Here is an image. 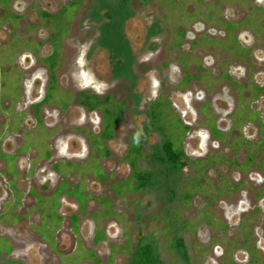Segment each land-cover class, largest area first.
Wrapping results in <instances>:
<instances>
[{
	"label": "rangeland",
	"instance_id": "1",
	"mask_svg": "<svg viewBox=\"0 0 264 264\" xmlns=\"http://www.w3.org/2000/svg\"><path fill=\"white\" fill-rule=\"evenodd\" d=\"M70 1L13 0L11 6L20 16L14 31L18 33V37L24 36L25 41H31L27 43L22 39L14 49L4 47L12 38L11 24L0 26V71L5 68L8 72L6 85L0 86V186L3 188V190L0 188V211L3 207L11 205V203L4 205V202L9 199L11 193L5 183L12 177L15 178L24 196V203L18 208V211L24 214V218L18 223L16 221V225H12L7 217L0 220V237L8 238L14 246V251L9 255L6 252L1 253L0 264L5 261H7L5 264H23L21 260L29 259V252L25 251V248L31 243L39 247V255L43 256L39 264H109L110 259L113 260V264H131L138 245L150 238L156 241L154 255L158 264H228V257L240 264H248L246 245L241 244L244 232L250 233V246L255 245L259 255L264 258V173L256 165L242 168L216 160L215 162L219 163L218 171L212 167L205 173L211 185L213 187L218 185L221 172L232 182L243 183L242 187L228 198L221 197L216 201H210V197L204 192H196L187 204L181 205L180 202V193L183 191L181 184L189 182L196 174V168L191 164L192 160L203 159L209 152L218 154L222 152L228 160L233 156L234 145L231 142L230 144L222 142L209 134L210 128L202 110L205 98L210 103L216 96L222 98L218 100L217 109L226 108L225 101L230 102L233 107H236L234 104L238 105L244 101L253 109L260 110L264 121V90L258 98H254L255 93L251 87L239 90L230 82H222L207 92L206 86L195 80L183 87L178 86L180 88L178 89L177 84L182 78V73H177L172 64L177 52L170 54L167 52V43L170 39L167 28L169 23L166 25L162 22L164 33L158 48L153 50L149 46L147 28L155 19L161 20L167 11L156 1L145 4L141 0H84L83 6L76 11L71 20L68 33L61 42L60 61L56 69L58 85L75 94L82 89L100 93L101 96L110 94L117 100H127L128 107L123 120L116 128L115 139L107 142L113 150V155L100 161L107 170L106 176L101 180L97 179L92 174L94 166L84 172L76 170L67 172L66 179L69 184L80 182L84 190L90 193L83 211L75 198L61 196L59 212L64 217L61 226L63 229L57 227L54 235L59 239V247L71 252L70 256L75 262L67 263L64 261L65 256L62 257L55 252V245H52L54 235L50 238L47 235V238L30 229V224L39 223L40 217L36 210H32L33 198L28 193V185L39 183L41 180L38 175L35 179L34 176L29 177L25 173L29 165L36 170L42 166L39 160L34 159L37 147H50L58 159L60 153L84 156L88 148L85 134L76 135L80 131L79 127L96 133L100 126L98 113H86L76 101H73L70 109L60 114L57 107L44 105L39 116L52 131H43L38 137L34 131L35 120L29 101L37 99L38 90L48 81L47 66L40 58L48 56L52 51L50 20L42 19L39 10L55 13ZM163 1L169 3L171 9L168 11L177 18L193 13L218 15L219 9L223 18L237 21L248 11V6H243L237 1L230 3L224 1L220 8L213 0ZM261 1L258 3L257 0H250L249 3L264 5V0ZM187 7L195 10L188 13L185 11ZM251 21L255 23L257 19L252 18ZM190 23L192 24L188 25V29L191 35L184 42L185 50L191 48V38L199 33L197 22ZM261 24L264 26V18ZM214 29V33L220 35V28ZM236 33L240 35L243 45L251 46L250 65L227 59L226 53L219 49H196L194 55L205 65H212L216 75H220V63L226 61L224 67H229L235 81L244 83L250 73L248 80L251 78L264 85V29L259 33L252 30L248 33L244 31ZM250 38L252 39L249 40ZM35 43H38L36 53L32 51ZM130 46L141 60L140 64H136V70L133 69L134 59L126 53ZM114 47L118 49L113 52ZM116 58L119 59L124 76L117 80L114 79ZM166 62L172 64V68L167 69L163 65ZM134 71L138 78L134 76ZM191 72L197 73L198 68L192 65ZM59 92L58 89L54 91L56 94ZM161 93L172 98L186 122L193 123L192 134L187 135L185 140L186 156L175 174L168 171V164L159 157L162 137L151 128L147 113L150 100ZM26 94L30 96L27 97ZM241 95L243 100L240 98ZM62 99L66 101L68 98ZM6 106L8 109L5 111L3 107ZM121 107L124 106H115V110ZM14 110L23 112L25 118L23 125L16 118ZM206 111L208 112V109ZM221 115V112L215 113L213 117L218 120ZM225 125V122L218 121L219 128H224ZM133 131H141L146 137L147 157L141 160L140 166L151 173V181L142 190L126 189L124 194L119 195L115 192V183L131 175V169L124 161L123 155L130 133ZM231 132L237 135L242 132L248 140L256 141L259 138L264 140V130L261 131L258 125L252 122L242 124ZM34 141L39 144H33ZM25 142L30 146L28 150L23 151L19 148ZM16 152H19L17 159L19 174L11 176L4 171L6 159L2 155ZM246 154L247 149L241 148L234 156L239 163H243ZM39 190L44 194L50 192L46 189L44 191L40 186ZM101 196L109 200V207L98 201V197ZM206 203L208 207L204 210ZM73 214L79 220L76 233H70L72 223L69 217ZM188 220L189 225L182 226ZM222 223L226 224L227 228H222ZM239 224L244 225L243 228L238 226ZM26 228H29L30 236L24 233ZM97 229H100L104 236L95 242ZM172 236L182 239L184 251L169 247V237ZM2 247L0 243V249ZM88 249H93V256L83 258ZM26 263L38 264L30 260Z\"/></svg>",
	"mask_w": 264,
	"mask_h": 264
},
{
	"label": "flooded vegetation",
	"instance_id": "2",
	"mask_svg": "<svg viewBox=\"0 0 264 264\" xmlns=\"http://www.w3.org/2000/svg\"><path fill=\"white\" fill-rule=\"evenodd\" d=\"M13 1V0H12ZM11 1V3H12ZM156 0H150L148 2H145V4L147 3H151L154 2ZM216 2L217 7L220 8L221 5H223L224 1L225 2H235L237 1V3L241 4L243 6H248V11L247 14L240 18V20H230V19H226L222 17V13L219 11L218 9V15L214 14V15H202V14H195L193 13V11L195 9H189L188 7L185 8V11H188V13H193V14H188L184 17H182V15L177 18L174 15H171V12L168 11L171 9V7H168L169 3H165V5H161L165 8V10H167L165 12V14L163 15L162 19H155L153 23H151L149 25V27L147 28V35L149 37V46L151 49L155 50L158 48V46L160 45V40H161V36L164 33V29L162 26V22L166 23L167 28L169 30V40H168V45H167V52L170 54L171 52H177L176 56L173 58V63L175 66V70L177 73L181 72L182 73V78L181 80L178 82L177 87L181 86L183 87L184 85H187L189 82L192 81H201V83L203 85H205V89L207 92L211 91L213 89V87L219 83L222 82H230L232 84L235 85V87H237L239 90L240 89H244L247 87H251L252 90L254 91L255 95L254 98H258L260 96L261 91L264 90V85L258 84L255 80L253 79H249L250 73H248L247 77H246V81L243 83L237 82L233 79V77L231 76V72L229 67H224V63L222 62L220 63L221 66H219V71H220V75H216V71L212 69V65L208 64L205 65L204 63H202L200 60H198V57H196L194 55V52L196 51V49H203V48H211L213 50H222L223 52L226 53L227 55V59H231V60H238V61H242L245 62L247 65L249 64L250 61V56H251V46H245L241 43L240 41V35H238L236 32L237 31H244V33H248L249 30H252L254 33H259L260 31H263L264 26L261 24V20L262 18H264V5H256V4H250L249 1L250 0H213ZM158 2V1H156ZM257 2H262L261 0H257ZM10 3V7L13 10V12L15 13L14 9L12 8ZM144 3V2H142ZM159 3V2H158ZM160 4V3H159ZM184 11V10H183ZM49 13V12H48ZM0 14H2V12H0ZM16 14V13H15ZM18 15V14H17ZM167 15V17H166ZM19 16V15H18ZM172 16V18H171ZM256 18L257 22L253 23L251 21L252 18ZM20 18V16H19ZM172 19V20H171ZM195 23V21L197 22V27L199 33L198 35L193 38H191V48L189 50H185L184 49V42L186 39L189 38V36L191 35L188 29V25L192 24L190 22ZM199 22V24H198ZM6 23H10V22H2V24H0V26L6 24ZM51 23V22H50ZM11 24V28L13 30L12 33V38L11 41L7 44L4 45V47H8V48H15L16 45L20 44V41L22 39H24L25 41V37L24 36H20L18 37V33L14 31V28L16 27V25ZM104 25V24H103ZM211 27H208V26ZM229 26L230 28H232V26H234L233 30H230V28L226 27ZM220 28L221 32L220 35L214 33L215 29L214 28ZM15 34L17 35V38H15ZM51 37V34H50ZM21 38V39H20ZM252 38H250L249 40H251ZM26 42V41H25ZM28 43H30V40H27ZM51 43V41H50ZM37 44H34V47L32 48V51L34 53L37 52ZM52 45V44H51ZM105 49H107V47L103 46ZM61 48V47H60ZM114 49V51H117V47L112 48ZM111 50V49H109ZM54 51V47L52 45V51L51 53L43 58H40V61H42V59L49 57ZM61 52V51H60ZM126 53H129L130 56L134 59L133 62V69L136 70L135 66L136 64H140L141 60L138 59V56L136 54H134V50L133 48L130 46V50H128ZM60 57V53L58 56V61ZM113 58V57H112ZM117 60V61H116ZM116 61V68H115V80L119 79V78H124V76H122V71L121 68L122 66L119 64V59H114V62ZM43 62V61H42ZM44 63V62H43ZM45 64V63H44ZM172 64H170L169 62L164 63L163 65L167 68L170 69L172 68ZM46 65V64H45ZM195 65L198 68V72L193 74L191 72V66ZM250 65V64H249ZM47 66V65H46ZM48 69V66H47ZM56 69L55 68V74H56ZM19 71V70H18ZM20 72V71H19ZM8 75L7 70L1 69L0 71V83L2 81V84H0V86L2 85H6V76ZM134 76L136 78H138V76L136 75L135 71H134ZM48 77H49V69H48ZM56 79H57V74H56ZM58 80V79H57ZM98 80L101 81L100 78H98ZM105 84H107L106 82H104ZM1 86V87H2ZM48 86H49V78L48 81L46 83V85H44V87H42V89L38 90L37 92V99L29 101V107L30 109H33V113L32 116L35 120V127H34V131L36 132V137H38L40 135L41 132H46L48 131H52L50 129L47 128V126L43 123V121L41 120L40 116H39V112L42 109V107L44 105H53L55 107H57V109L59 110V114L64 112L66 113L70 107H71V103L73 101H76L80 107L83 109V111H85L86 113H90V112H96L99 114L100 117V121H99V130L98 132H93L92 130H87L85 128H81L79 127V132L76 133L77 136H82V133L85 134V142L88 148L87 153H84L85 151H83L84 156H77V155H65L63 153H60V159H58V157H55V155L53 154L52 150L50 149V147H46V146H41L40 148H38L36 157L34 158L35 161L39 160L41 163V168L39 170H36L33 168L32 165H29L27 168V172L25 173L26 175L28 174L29 177L34 176L35 179H37V175L40 178V182L35 183L34 184H29L28 185V193L32 196L33 198V207L32 210H36L39 213V219L40 222L39 223H35V224H30L32 230L36 231L37 233H41L42 235H44V237L46 236L48 238L47 235H49V238L52 237V235H54V231L56 230L57 227H61L63 225V220L64 217L60 214L59 212V208L61 205V196H71L73 198H75L78 202L79 208L82 209V211L85 208V205L88 201V199L90 198V193L86 192L84 190V186L82 183L78 182L77 184H69V182L67 181L68 179H66L67 177V172L68 171H81L84 172V170H86L87 168L92 169L93 166L97 167L101 170V176H96L95 175V170L96 168H94L95 170L92 169L93 171V175L97 178V179H103L106 174H107V170L102 166V164L100 163L101 159H107L109 157H111L113 155V150L110 149L109 145H107V142L115 139V135H116V128L118 126V124L123 120L125 113H126V109L128 107V101L125 99H120L117 100L115 99L112 95L110 94H106V95H99L100 93L97 92H93V91H88L89 89H82L80 91H78L76 94L69 91V90H65L62 89L59 85H58V81H57V86L59 87V89L61 91H63L64 93H66L65 95L69 96L68 99H66L64 105H59L55 102H46V96L48 93ZM0 87V88H1ZM178 89H180L178 87ZM10 92V91H9ZM85 93L88 95H93L95 97H97L100 100H104L106 97L110 96L113 98V100L115 101H125V105H124V111H123V117L121 119H119L113 126V132H112V136L108 139H102L101 140V144L108 150V155L106 156H100L99 152L94 151V149L90 144V135H92L93 137H98L102 131H103V115L101 113V111L99 109H94V110H88L84 105H82L79 102V95ZM10 94V93H9ZM27 97H29V94H26ZM240 98L242 99V95L240 96ZM159 99H165L168 100L170 102L171 105V109L173 112V115L178 117L180 119V121H182V123L184 125H186L188 127V130L185 132L184 136H183V140H182V145L184 148V152L186 156V149H185V140H186V136L189 134H192V125L193 123H188L184 120V115L182 113H180L177 109V107L175 106L174 101L172 100V98L169 95H165L163 93L159 94L157 97H155L154 99L150 100V102L148 103V107H147V113H148V118H149V123L151 125V121H150V107L155 104ZM244 99V98H243ZM242 99V100H243ZM218 100H222V98H219L218 96H216V99L213 100L211 103L208 102V100L205 98L204 102L202 103V107L204 110V118L206 123H208L209 125V134L210 136L214 137L217 140H220L222 142H226L228 144L233 145L235 139L236 140H240L241 138H245L246 140H248L244 134L241 132L239 135L237 134H233L231 131L236 129L238 126L242 125V124H247L249 122L255 123L258 125V127L260 128V130H264V121L261 117V112L260 110H255L253 109L249 104L244 103L243 102H238L239 104L236 105L234 104L236 107H233L230 102H226L227 107L226 108H222V109H217L218 107ZM10 103H12V101H10ZM223 103V102H221ZM57 104V105H56ZM10 107V106H9ZM219 108V107H218ZM8 106L3 107V110H7ZM206 109H208V112L206 111ZM13 110V109H12ZM15 111V115L16 118H18L19 122H21V124L23 125L25 122V118L23 116V112L21 111ZM13 111V112H14ZM206 111V112H205ZM222 113V117H219L218 120L214 119V114H219ZM241 114H239V113ZM254 113V116L252 115ZM218 121H222L225 122L226 125L224 126V128H219L218 127ZM97 123V122H95ZM260 123V124H259ZM55 128V127H53ZM151 128L153 129L152 125ZM154 130V129H153ZM218 131V133H220L219 135L215 134V131ZM25 131V129H24ZM156 131V130H154ZM157 133H159L158 131H156ZM191 132V133H190ZM133 133H141L143 134L141 131H133L130 133L129 136V141H128V145L127 148L124 151V155H123V159L124 161L129 165L130 169H131V175L130 177L120 180L119 182L115 183V192L118 193L119 195L124 194V192L126 191V189L128 191H136V190H131L129 188H127V180H131V183L134 185L135 181L132 178V168L129 164V162L126 160V155L129 151L130 148V140H131V136ZM160 134V133H159ZM144 135V134H143ZM161 135V134H160ZM230 136V137H229ZM145 137V135H144ZM162 137V135H161ZM229 138H231V140L229 141ZM262 138H259L258 140H260ZM163 140V137H162ZM256 140V141H258ZM263 140V139H262ZM26 141V140H25ZM42 140L40 139V142ZM248 141H255V140H248ZM145 143H146V137H145V141L143 143L144 145V152H145ZM33 144H39L36 141L33 142ZM29 144L25 142V144L23 146H21L19 149L21 150H28L29 149ZM245 148V147H244ZM247 149V148H245ZM47 150L49 151V155L46 156V152ZM146 153V152H145ZM220 153V152H219ZM18 154L19 152L13 153V154H8V155H2L5 159H6V164H5V170L7 173L11 174V176H15L18 173L17 171V167H18ZM264 154V153H263ZM262 154V155H263ZM147 155V154H146ZM214 156L220 155L222 158H224L222 161L228 163V161L232 160L234 157V150H233V156L230 160L226 159V157L223 155V153L221 152V154H218V152H209L203 159H194L192 161H201V160H205L208 158H213L217 161H219V158L216 157L214 158ZM261 155V159L264 160V158H262ZM219 156V157H220ZM147 156H145L144 158H146ZM183 157V158H184ZM220 157V158H221ZM142 158V159H144ZM182 158V159H183ZM236 159V157H234ZM139 161V165L141 160ZM246 160V158H245ZM245 160L243 163H239L237 160V162L239 164H244ZM182 161V160H181ZM191 161V164L193 165ZM221 161V160H220ZM219 161V162H220ZM228 165H230L228 163ZM240 166L242 168H249V167H243ZM254 165V164H251ZM218 166L219 163H216V165H210L206 168V170L214 167L217 171H218ZM231 166V165H230ZM235 166V165H234ZM237 166V165H236ZM141 168V166H140ZM258 168V167H257ZM142 169V168H141ZM259 169V168H258ZM143 170V169H142ZM205 170V173H206ZM260 170V169H259ZM147 171V170H146ZM261 172L264 173L263 170H260ZM109 174V173H108ZM219 174H223V173H219ZM226 175V174H224ZM227 176V175H226ZM59 178H64L63 180H60ZM194 178V177H193ZM232 182V181H231ZM234 183V182H233ZM234 184H238L241 185L238 189H240L243 185V183H234ZM5 185H7V187L9 188V191L11 190L9 199L7 201L4 202V205L7 203H11L10 206H5L2 208V210L0 211V220L4 219V218H8L10 219V223H12V225H16V221L18 223V221L22 218H24V214L18 211V208L24 203V196H22V190H20L19 186L17 185V183L15 182V178L12 177L10 180H8ZM39 186L41 188H44L46 190H49L50 192L47 194H44L43 192H41L39 190ZM218 186V185H217ZM215 186V187H217ZM80 188V190L82 191V193L84 195H88L89 197L87 198V200L85 201V205L84 208H81L80 202L79 200L75 197V195H73L72 193L75 192V189ZM0 188L3 190V188L0 186ZM143 188H141L140 190H142ZM237 189V190H238ZM264 189V188H263ZM78 190V189H77ZM26 194V193H25ZM24 194V195H25ZM261 194V191H260ZM9 195V194H8ZM38 195L42 196L44 198H46V201H44L42 207L39 208V201H38ZM52 197H56L58 200V206L55 210V217H53L50 214V211H52V207H51V201L50 198ZM102 198H104L106 201H108L109 204V200L106 197H98V201H100ZM3 205V206H4ZM109 207V205H108ZM41 209V210H40ZM111 212V211H110ZM112 213V212H111ZM57 215V216H56ZM71 219V231L70 233H76L77 229H78V217L76 215H71L69 217ZM242 222V221H241ZM224 224V223H223ZM226 225V224H225ZM238 226L242 227L243 226L241 224H239ZM227 228V225H226ZM59 229H63L62 227ZM24 233L27 234V236H30V232H29V228L24 229ZM98 231H96V235L97 233H101L102 235V231H100V229H97ZM250 234V233H247ZM96 235L94 238L95 242L100 241L102 238L100 239H96ZM31 241V240H30ZM250 241L248 242V247H251L253 249V253L252 250H249L247 247L245 254L247 257L246 263L248 264H263L262 260H264V258H262L255 245L250 246ZM34 242V241H33ZM244 242V237L242 239L241 244L243 245ZM0 243L3 245V247L0 249V255L3 252H6L8 255L9 253H11L12 251H14V246L13 243H11L8 238L6 237H0ZM52 245H55V252L64 257V261L65 262H75L73 261V258L70 256L71 252H68L66 250H62L59 247V239L58 237H56V235H54V243ZM51 246V244H50ZM41 247V245H40ZM9 248V249H8ZM31 250V251H30ZM85 250V249H83ZM25 251L29 252V259H25L27 262L33 261V263H41L43 256L39 255V247H35V244L31 243L28 244V248H25ZM93 252V249H88L86 252V255L83 256V258H88L89 256H93L91 255L90 252ZM94 254V253H93ZM255 255L257 257V259L259 260H253V255ZM226 255V254H225ZM26 261H22L21 263L23 264H27ZM235 261V260H234ZM7 262V261H5ZM5 262H2V264H5ZM13 262L15 263H20L18 261L13 260ZM110 262V260H109ZM237 264V261H235ZM110 264V263H109Z\"/></svg>",
	"mask_w": 264,
	"mask_h": 264
},
{
	"label": "trees",
	"instance_id": "3",
	"mask_svg": "<svg viewBox=\"0 0 264 264\" xmlns=\"http://www.w3.org/2000/svg\"><path fill=\"white\" fill-rule=\"evenodd\" d=\"M11 1L12 0H0V12H2V14L0 15V24H2V22H10L13 25H16L18 22L19 16L15 14L11 9ZM141 1L145 3L150 0ZM156 1H158L161 5H165V2L163 0ZM83 4L84 0H71L69 3L62 5L60 9L55 13H48L41 9L39 10L41 18L44 20L49 19L51 22L49 25L51 27L50 41L54 47L53 53L49 57L42 59V61L48 66L49 69V86L45 100L46 102H55L59 105L66 104L65 99H62V97L67 98V96L65 95L66 93L61 91L57 86L55 68L59 65L58 56L60 53L61 42L68 33L70 22L75 16L76 11L81 6H83ZM226 27L230 28L229 26ZM233 29L234 26L230 28V30ZM15 38H17L16 34ZM57 89L60 91L58 94L54 93V91ZM79 102L84 105L88 110L99 109L101 111L103 115V131L98 137H93L92 135H90L89 140L93 148L97 147V149H94V151L99 152L100 156L108 155V150L101 144V140L108 139L112 136L113 126L119 119L123 117L124 111V107H121L119 110H115V106H124L125 101H115L110 96L106 97L104 100H100L93 95L82 93L79 95ZM149 113L153 129L158 131L163 137L160 146L159 157L168 164V171L175 174L179 170L181 160L185 155L182 140L185 132L188 130V127L184 125L178 117L173 115L171 105L168 100L159 99L155 104L150 107ZM252 115L254 116V113ZM215 134L220 136V133H218L217 130L215 131ZM144 141L145 137L141 133H133L131 136L130 148L126 155V160L129 162L132 168V178L135 181L133 185L131 183V180H127L126 186L131 190H140L151 181V173L149 171L142 170L139 165L140 159L147 156L144 152ZM233 145L234 155L239 151V149L244 147L247 148V154L245 163L243 165L239 164L234 158V156L232 160L228 161L231 166L242 165L243 167H249L251 166V164H254L260 170L264 171V160L261 159V155L264 153V140L260 139L258 141H248L245 138H241L240 140L235 139ZM48 155L49 151L47 150L46 156ZM219 156L220 155H213L214 158L218 157L219 161H222L224 158H222L221 156L220 158ZM215 161L216 160L213 158H208L201 161H192L193 165L196 168V174L192 180L181 184V188L183 189V191H181L180 193L181 205L190 202L196 192H204L207 196L210 197V201H216L221 197L228 198L230 194H232L241 186L231 182V180L226 175L219 174L218 186L213 187L209 181V178L205 174V170L210 165H216V163L218 162ZM95 168V175L101 176V170L97 167ZM77 189H75V192H73L72 194L75 195V197L79 200L81 208H84L85 201L89 196L84 195L80 188L77 187ZM38 201L40 208L42 207L44 201H46V198L38 195ZM50 201L52 207V211H50V214L55 217V210L59 203L56 197L50 198ZM100 203L104 206L109 205L108 201H106L104 198L100 200ZM207 207L208 204L206 203L204 206V210H206ZM187 225H189V220L182 226L186 227ZM221 227L225 229L226 225L222 223ZM243 237V244L246 245L249 250H252L253 253V249L247 246L250 240V234H245L244 232ZM100 238H102V235L99 232L96 235V239L98 240ZM155 242L156 241L154 239L150 238L138 245L136 253L131 261V264H158L154 255ZM169 243V247L174 249L179 248L180 251H184L185 247L182 243V239L172 236L171 238L169 237ZM90 253L91 255H93L92 251ZM253 256V260H259L255 255ZM228 260V264H237L230 257H228ZM260 260L264 264V260ZM110 264H113L112 259H110Z\"/></svg>",
	"mask_w": 264,
	"mask_h": 264
}]
</instances>
